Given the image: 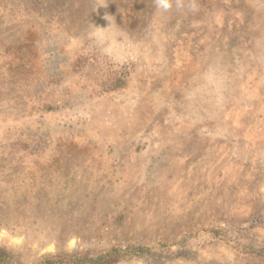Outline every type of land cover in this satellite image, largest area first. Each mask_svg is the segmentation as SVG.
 <instances>
[{
    "label": "rangeland",
    "instance_id": "1",
    "mask_svg": "<svg viewBox=\"0 0 264 264\" xmlns=\"http://www.w3.org/2000/svg\"><path fill=\"white\" fill-rule=\"evenodd\" d=\"M181 3L0 0V246L19 264L56 244L264 264V0Z\"/></svg>",
    "mask_w": 264,
    "mask_h": 264
},
{
    "label": "trees",
    "instance_id": "2",
    "mask_svg": "<svg viewBox=\"0 0 264 264\" xmlns=\"http://www.w3.org/2000/svg\"><path fill=\"white\" fill-rule=\"evenodd\" d=\"M55 246L54 252L44 254L36 264H122L152 254V248L143 244L117 245L99 252L91 250L71 252L65 245ZM0 264L19 262L14 259L11 252L0 246Z\"/></svg>",
    "mask_w": 264,
    "mask_h": 264
},
{
    "label": "clouds",
    "instance_id": "3",
    "mask_svg": "<svg viewBox=\"0 0 264 264\" xmlns=\"http://www.w3.org/2000/svg\"><path fill=\"white\" fill-rule=\"evenodd\" d=\"M174 5L177 9L183 7L181 0H154L155 8L158 11L165 12V13L171 11Z\"/></svg>",
    "mask_w": 264,
    "mask_h": 264
}]
</instances>
